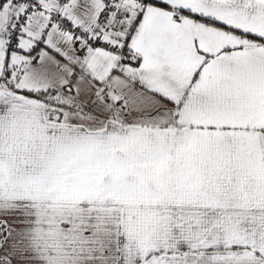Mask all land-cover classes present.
<instances>
[{
    "label": "snow or ice",
    "instance_id": "obj_1",
    "mask_svg": "<svg viewBox=\"0 0 264 264\" xmlns=\"http://www.w3.org/2000/svg\"><path fill=\"white\" fill-rule=\"evenodd\" d=\"M0 264H264V0H0Z\"/></svg>",
    "mask_w": 264,
    "mask_h": 264
}]
</instances>
